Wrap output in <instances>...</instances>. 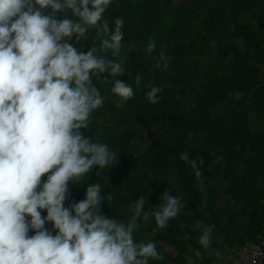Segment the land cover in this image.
<instances>
[{
  "label": "trees",
  "instance_id": "1",
  "mask_svg": "<svg viewBox=\"0 0 264 264\" xmlns=\"http://www.w3.org/2000/svg\"><path fill=\"white\" fill-rule=\"evenodd\" d=\"M172 1L112 0L104 13L110 22L117 16L124 20L120 55L127 56V65L122 76L106 80L93 76L104 102L82 131L116 152L117 163L102 169L99 176L94 167L70 185L71 197L83 199L87 186L100 182L103 213L125 216L126 222L138 197L145 198L148 211L161 205L167 192L182 200L179 215L163 230H154V219L141 221L134 234L137 241L145 242L150 239L144 234L153 235L151 241L164 259L150 264L185 262L179 249L180 240L186 239L179 226L182 211L189 212L188 219L224 233L229 260L232 250L261 230L264 216V71L257 68L264 64V0H231L225 11L212 2L205 17L197 8L207 0H189L190 6L180 14L170 7ZM236 8H259L262 29L230 27L227 12L234 16ZM94 36L92 30L77 47L87 51L95 46L97 55L112 58L111 50L103 49ZM235 37L240 38L241 48ZM152 40L155 48L149 53ZM209 40L216 42L215 57L205 49ZM161 53L171 57L167 70L157 66ZM185 57L192 59L191 66L182 64ZM116 79L131 85L132 98L123 101L112 93ZM154 86L161 91L159 101L152 104L146 93ZM118 103L123 106L117 107ZM220 104L227 107L224 115L217 112ZM181 153L198 164L201 179L180 159ZM221 155L224 160L213 163ZM106 174L111 182L104 180ZM122 204L131 209H121ZM41 211L46 216V210ZM164 245L176 248L177 255L171 256Z\"/></svg>",
  "mask_w": 264,
  "mask_h": 264
},
{
  "label": "clouds",
  "instance_id": "2",
  "mask_svg": "<svg viewBox=\"0 0 264 264\" xmlns=\"http://www.w3.org/2000/svg\"><path fill=\"white\" fill-rule=\"evenodd\" d=\"M111 3L0 0V264H150L164 259L154 241H137L134 234L141 221L152 219L154 230L166 229L184 207L179 197L166 192L163 204L145 211L140 196L126 222L103 213L100 182L89 184L83 199L71 197V184L94 167L99 176L117 163L116 152L82 131L104 102L93 76H122L127 65V56L120 55L124 20L104 18ZM92 30L112 58L77 47ZM154 48L152 40L147 51ZM170 61L161 53L157 66L167 70ZM135 80L139 83L140 77ZM111 91L123 101L134 96L122 79L114 81ZM160 91L151 87L147 100L157 103ZM180 159L201 179L187 153ZM223 160L217 156L213 163ZM212 227H204L199 238L204 247Z\"/></svg>",
  "mask_w": 264,
  "mask_h": 264
},
{
  "label": "rangeland",
  "instance_id": "3",
  "mask_svg": "<svg viewBox=\"0 0 264 264\" xmlns=\"http://www.w3.org/2000/svg\"><path fill=\"white\" fill-rule=\"evenodd\" d=\"M146 0H139V3H145ZM214 3V5L217 7L216 9L224 10L226 8H230L231 6V0H207L206 4L198 5L197 12L201 14L203 17L207 16V12L209 11V3ZM189 0H173L170 4V7L175 10L176 13H184L190 6ZM227 19L228 23L230 24V27H233L234 25H242V26H248L253 28L254 30H261V26L259 25V17L261 16V12L259 8L256 9H242V8H236V13L234 16L231 15V13L227 12ZM235 43L236 45L241 48V40L240 38L235 37ZM216 42L214 40H209L208 44L206 45L205 49L207 50L208 55H211L213 57L216 56L217 52L215 49ZM97 51V48L94 46V48ZM183 65H189L192 64V59L185 57L182 61ZM257 68L260 71H264V64H258ZM198 75L201 77L202 75V68L198 72ZM203 80V79H202ZM226 105L220 104L217 107L218 114L224 115L226 111ZM104 180L106 182H111L109 179L108 174L104 176ZM209 183H212V180L209 181ZM225 184V183H224ZM164 201L161 203L163 204ZM219 204H225V198L221 195ZM223 206V205H222ZM121 209L128 210L131 209L130 206L126 204H122ZM182 217L179 222V226L182 229V232L185 234L186 239L180 240L179 243V249L180 253L184 259V263L182 264H226L228 260V253L226 250V247H224V233L216 228H211V235H210V242L208 247H204L199 243V238L202 235L204 227L208 226L205 225L202 221H196V220H190L188 219L189 212H181ZM112 218H117L120 221H125L127 218L125 216H116L112 215ZM47 227H51V223H47ZM55 234V233H54ZM148 239H152V234H144ZM166 251L173 257H175L178 253V250L174 248L171 245H164ZM199 253V255H197ZM171 263V262H170ZM172 264V263H171Z\"/></svg>",
  "mask_w": 264,
  "mask_h": 264
},
{
  "label": "built area",
  "instance_id": "4",
  "mask_svg": "<svg viewBox=\"0 0 264 264\" xmlns=\"http://www.w3.org/2000/svg\"><path fill=\"white\" fill-rule=\"evenodd\" d=\"M261 225L258 233L246 238L239 247L232 250L227 264H260L264 254V216Z\"/></svg>",
  "mask_w": 264,
  "mask_h": 264
},
{
  "label": "water",
  "instance_id": "5",
  "mask_svg": "<svg viewBox=\"0 0 264 264\" xmlns=\"http://www.w3.org/2000/svg\"><path fill=\"white\" fill-rule=\"evenodd\" d=\"M259 263L264 264V254H263L262 258L260 259Z\"/></svg>",
  "mask_w": 264,
  "mask_h": 264
},
{
  "label": "crops",
  "instance_id": "6",
  "mask_svg": "<svg viewBox=\"0 0 264 264\" xmlns=\"http://www.w3.org/2000/svg\"><path fill=\"white\" fill-rule=\"evenodd\" d=\"M229 259H230V257H229ZM228 261H229V260H227V263H228ZM227 263H226V264H227Z\"/></svg>",
  "mask_w": 264,
  "mask_h": 264
}]
</instances>
